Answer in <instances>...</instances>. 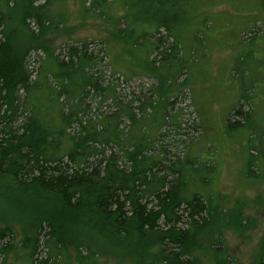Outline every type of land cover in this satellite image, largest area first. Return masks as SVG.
Here are the masks:
<instances>
[{"label":"trees","instance_id":"obj_1","mask_svg":"<svg viewBox=\"0 0 264 264\" xmlns=\"http://www.w3.org/2000/svg\"><path fill=\"white\" fill-rule=\"evenodd\" d=\"M35 1L0 0V198L18 212L0 215L2 264L15 245L28 264H95L119 250L132 264H237L223 233L248 224L242 203L226 207L213 189L214 143L202 135L208 115L195 81L206 78L211 0H99L108 35L59 45L48 38L65 20L49 13L57 0ZM245 54L227 65L237 86L222 133L244 135L256 178L264 119L253 130L248 115L264 106V58L247 67ZM140 76L156 82L131 88ZM252 264H264V234Z\"/></svg>","mask_w":264,"mask_h":264},{"label":"rangeland","instance_id":"obj_2","mask_svg":"<svg viewBox=\"0 0 264 264\" xmlns=\"http://www.w3.org/2000/svg\"><path fill=\"white\" fill-rule=\"evenodd\" d=\"M44 1L46 0H36L35 4ZM107 1L111 3L112 0ZM206 4L209 5H203L204 9L201 6L202 11L215 17L205 21L206 28L201 33L203 36L205 34V43L207 44L206 57L203 60L206 78L202 81L195 80L199 87L197 95L203 97L200 108L208 115L206 119L202 120V135L214 143L212 157L216 162V173L213 189L223 198L221 204H225L226 207L232 208L236 202H241V212L248 224V227L240 232L233 229L224 230V245L227 247L225 254L233 257V261L237 264H252L259 253V246L264 234V141L256 140L254 143L258 151L256 169L259 171V176L255 178L251 175L252 170L247 163L250 159L246 153L244 135L238 132L233 136L226 137L222 133V117L234 103L231 93L237 86L234 79L226 76L230 59L240 50L246 52V59L243 63L247 67L253 66V62L257 59L264 58V33L260 35L256 33L257 36L249 40L250 29L257 30L261 25L264 29V3L261 0H211ZM179 6H182V2ZM121 8L120 5L114 4L109 8V12L116 13L119 17L122 13ZM178 9L179 7H176L173 10L178 11ZM170 10V7H167L165 13L168 14ZM49 13L51 15L64 14L65 16V20L60 24L58 30L54 34L48 35L53 45L78 42L84 39L98 40L100 37H106L108 35L106 29L112 27L105 18L99 19V0H57L51 5ZM194 22L196 21L194 20ZM241 36L245 38H242L243 42L247 41L243 46L237 43ZM250 49H253L254 53H247ZM38 58H44L42 49L31 52L30 68L37 67L38 62H35V59ZM231 63L233 62L231 61ZM250 79L251 77L248 76L245 84H248ZM155 82L153 78L140 76L134 78L130 82V86L138 88L141 85H153ZM259 98L258 102L264 105V95ZM258 102L253 101L254 105ZM184 105L186 104H182V106ZM261 110V113L248 115V125L253 130L259 125L256 120L264 119V106L261 107ZM202 135L199 131L194 133V136L198 138ZM0 215L9 220L18 218V212L8 207L2 198H0ZM13 228L18 241L20 237L19 225L14 224ZM122 251L117 252L119 257L115 259L99 260L98 257L95 264H132L129 257ZM206 253L199 254V258L206 261L208 258ZM74 254L75 252L71 250V257ZM3 261V264H28L26 256L21 253L20 249H17L16 245L8 252ZM0 264H2V259H0ZM69 264L79 263L70 259Z\"/></svg>","mask_w":264,"mask_h":264}]
</instances>
